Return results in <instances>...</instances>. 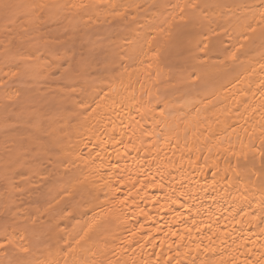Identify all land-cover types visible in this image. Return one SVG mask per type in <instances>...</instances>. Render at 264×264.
Listing matches in <instances>:
<instances>
[{
	"label": "bare ground",
	"instance_id": "obj_1",
	"mask_svg": "<svg viewBox=\"0 0 264 264\" xmlns=\"http://www.w3.org/2000/svg\"><path fill=\"white\" fill-rule=\"evenodd\" d=\"M8 2L45 7L0 10V242L264 264V0Z\"/></svg>",
	"mask_w": 264,
	"mask_h": 264
},
{
	"label": "snow or ice",
	"instance_id": "obj_2",
	"mask_svg": "<svg viewBox=\"0 0 264 264\" xmlns=\"http://www.w3.org/2000/svg\"><path fill=\"white\" fill-rule=\"evenodd\" d=\"M45 7V5L41 4H30V5H19L16 3L8 2V0H4V2L0 3V10L3 11L5 20L9 23L15 22L16 19H18L21 15L23 16H30L31 12H24L22 13L20 10L22 8L27 9H41ZM72 7H85V6H77L72 5ZM177 7H180L177 5ZM181 11L183 9L181 8ZM260 16L264 18V10L260 12ZM248 28L250 31L254 32L256 29L252 27L250 24L248 25ZM233 57H235V54H233ZM195 76V73L192 74ZM196 79H199L198 76H196ZM163 115V112L161 113ZM195 119V117H193ZM262 144H264V141H262ZM261 156H264V151L261 152ZM261 213L264 214V207L261 208ZM264 231V229H261ZM88 233L85 232L83 235L79 237V239L76 240V245L81 244L82 241L85 240ZM26 239L23 235L18 234L17 236H12L5 230V233L3 235V242H0V250H3L5 256L9 254V252L19 253L20 255L14 256L13 259H8L5 262H0V264H43V262L39 260L32 259L33 256V248L30 244H26L23 241ZM76 251V247L72 244H69L66 255H70L71 253ZM65 264H69L68 261H65Z\"/></svg>",
	"mask_w": 264,
	"mask_h": 264
}]
</instances>
